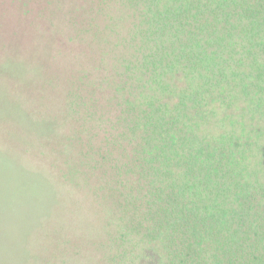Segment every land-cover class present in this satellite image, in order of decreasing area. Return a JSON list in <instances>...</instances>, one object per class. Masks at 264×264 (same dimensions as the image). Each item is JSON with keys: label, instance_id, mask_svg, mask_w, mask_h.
I'll return each instance as SVG.
<instances>
[{"label": "trees", "instance_id": "16d2710c", "mask_svg": "<svg viewBox=\"0 0 264 264\" xmlns=\"http://www.w3.org/2000/svg\"><path fill=\"white\" fill-rule=\"evenodd\" d=\"M127 2L131 231L161 238L173 264H264V0Z\"/></svg>", "mask_w": 264, "mask_h": 264}, {"label": "rangeland", "instance_id": "374dc122", "mask_svg": "<svg viewBox=\"0 0 264 264\" xmlns=\"http://www.w3.org/2000/svg\"><path fill=\"white\" fill-rule=\"evenodd\" d=\"M137 23L127 0H0V264H173L123 208Z\"/></svg>", "mask_w": 264, "mask_h": 264}]
</instances>
